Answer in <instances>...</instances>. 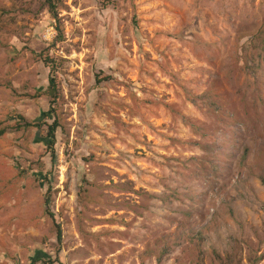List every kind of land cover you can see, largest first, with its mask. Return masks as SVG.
Returning a JSON list of instances; mask_svg holds the SVG:
<instances>
[{
	"label": "rangeland",
	"instance_id": "rangeland-1",
	"mask_svg": "<svg viewBox=\"0 0 264 264\" xmlns=\"http://www.w3.org/2000/svg\"><path fill=\"white\" fill-rule=\"evenodd\" d=\"M44 2L0 0V264H264V0Z\"/></svg>",
	"mask_w": 264,
	"mask_h": 264
},
{
	"label": "trees",
	"instance_id": "trees-1",
	"mask_svg": "<svg viewBox=\"0 0 264 264\" xmlns=\"http://www.w3.org/2000/svg\"><path fill=\"white\" fill-rule=\"evenodd\" d=\"M59 0H45L44 4L45 6L47 7L48 11L55 15V7L57 5ZM47 61H45V64H51V67H50V73H49V79H48V85H47V88L45 90V94L46 96L48 97V104H50V106L52 104H55V100L57 99V96H58V87H57V84H56V79H55V74H54V64L53 62L50 60V59H46ZM54 112V109L53 111ZM47 114H49V111L47 113H44L43 115L44 116H48ZM16 119H18V123L14 126H5V127H0V138L2 136H4V134L8 131V130H17V131H20V130H24V129H28V128H37L39 129L40 128V124L37 123V122H27L23 117L21 116H16ZM59 124L57 123V121L53 122L51 125L48 126L47 128V132H46V135L45 137H36L35 141L36 142H44L46 143L47 145V150L48 152L50 153L51 155V159H52V162H54V156H55V151H54V147L56 145V132H57V129L59 128ZM46 214H49L48 212H46ZM59 236V234H58ZM39 255H41L39 253ZM40 261L41 264H52V261H47V262H44L42 261V258L39 256L36 258L35 262H38Z\"/></svg>",
	"mask_w": 264,
	"mask_h": 264
}]
</instances>
